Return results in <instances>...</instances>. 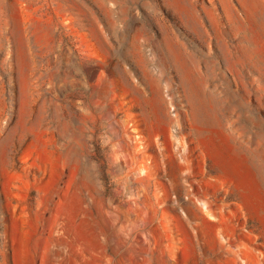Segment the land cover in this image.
I'll return each mask as SVG.
<instances>
[{
  "label": "rangeland",
  "instance_id": "obj_1",
  "mask_svg": "<svg viewBox=\"0 0 264 264\" xmlns=\"http://www.w3.org/2000/svg\"><path fill=\"white\" fill-rule=\"evenodd\" d=\"M261 194L264 0H0V264H264Z\"/></svg>",
  "mask_w": 264,
  "mask_h": 264
},
{
  "label": "bare ground",
  "instance_id": "obj_2",
  "mask_svg": "<svg viewBox=\"0 0 264 264\" xmlns=\"http://www.w3.org/2000/svg\"><path fill=\"white\" fill-rule=\"evenodd\" d=\"M10 18H11V22H12V25H13V30H14V32H16V35L18 34L17 32L19 31L20 32V19H21V17H20V14H19V12L16 10L15 12L12 10V13L10 14ZM23 30V29H22ZM11 31H12V29H11ZM10 31V32H11ZM18 35H20V37H21V34H18ZM18 35L16 36V38L18 37ZM23 36V35H22ZM15 39V38H14ZM21 39V38H20ZM21 40H23V39H21ZM12 41H13V39H12ZM19 41V40H18ZM21 42V41H20ZM20 42L18 43V47L15 49V55L19 58V59H21V60H23V57H24V53H23V49H22V47L21 46H23L24 45V43L22 42V44L23 45H21L20 44ZM14 55V56H15ZM17 57H16V59H17ZM26 61V60H25ZM19 62V61H18ZM23 63V62H22ZM21 64V63H20ZM25 66V65H24ZM24 66H23V68H24ZM26 79V78H25ZM24 82V81H23ZM25 86V85H24ZM24 88H26V87H24ZM194 90V89H193ZM25 91V90H24ZM193 92V91H192ZM209 100V99H208ZM212 103V102H211ZM201 126V125H200ZM199 129V128H198ZM207 129V128H206ZM199 130H201V129H199ZM216 132V131H215ZM219 132H220V130H219ZM245 160V159H244ZM247 160V159H246ZM242 161V160H241ZM240 163V162H239ZM246 164H249V163H246ZM246 164L244 165V166H241V170L239 169V173H238V175L240 174L244 179H245V181H247L252 187H254V188H259V185H258V181H257V179H256V177H255V175L253 174V172H252V170L250 169V168H248L247 166H246ZM238 165V164H237ZM241 165V164H240ZM232 166V165H231ZM144 168V167H143ZM234 168H235V166H234ZM253 168V167H252ZM145 170V169H144ZM233 171V170H232ZM235 173V172H234ZM237 174V173H236ZM247 183V184H248ZM247 188H248V186H247ZM254 192V191H253ZM250 195H251V193H250ZM262 195V194H261ZM261 198H262V200H263V204H264V195H262L261 196ZM262 202V201H261ZM197 203V202H196ZM205 203V202H204ZM205 208V207H204ZM203 208V209H204ZM205 210V209H204ZM242 262H244V261H242Z\"/></svg>",
  "mask_w": 264,
  "mask_h": 264
}]
</instances>
